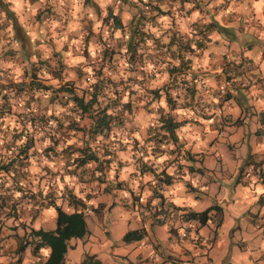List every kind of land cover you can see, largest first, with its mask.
Segmentation results:
<instances>
[{"label":"rangeland","instance_id":"1","mask_svg":"<svg viewBox=\"0 0 264 264\" xmlns=\"http://www.w3.org/2000/svg\"><path fill=\"white\" fill-rule=\"evenodd\" d=\"M3 1L7 2L13 16L8 18V15L0 12L1 82L12 81L19 85L20 82L28 81L34 71L37 79L44 83L56 85L69 80L80 94L98 69L115 80L135 76L136 72L130 69L126 58L124 39L129 32L128 20L136 10L133 3L144 7L140 0ZM235 1L240 0H212L203 8L198 6V11L196 9L181 18L179 13L182 11L178 9L176 0H149L151 5L150 8L145 6L147 11L158 12L155 9V5H158L166 13L156 14L160 23L147 29L156 39L158 35L170 33L175 28L185 36L190 31L188 22L191 18L200 22L214 19L219 23H224L227 18L231 23L228 25L230 28L220 33L213 30L211 36L218 40H229V50L234 48L240 51L256 46L264 56V21L260 23L258 18L254 20L248 15L239 17L240 14L233 10H230L229 15L228 12L224 14L222 6L215 4H224L225 7ZM189 6L190 3L186 2L183 8ZM109 9L119 14L123 28L113 29L107 21L105 15ZM11 21H14L13 25ZM149 43L147 41V47L153 46L152 52L155 54L156 46ZM255 62L257 70L264 74V58H256ZM151 66L148 64L146 68L152 71ZM155 67L153 78L148 79L149 85L167 82L169 78L156 71ZM205 82L210 87L206 89L201 86L204 91H198L203 92L201 95L204 100L210 102L212 98L215 99L212 91L216 92L217 89L214 75H209ZM142 86L132 85L140 95H131L134 99L132 111L126 115L123 126L104 141L95 139L91 142L97 146L108 145L111 153L96 149L101 160L98 163L88 162L86 169L77 175L67 173L58 152L54 154L46 150L45 153L43 148L50 144L49 137H60V133L67 135V143L78 146L82 139L89 137L88 133L66 131L63 127L60 129L54 120L44 125L32 122L31 118L26 121L28 131L37 137L33 148L28 150L26 158L14 162L10 171L0 169L2 264H16L17 242L24 239L23 235L29 226L54 227L55 211L53 207L45 205L47 201L52 199L60 203L63 209H71V205L68 206L63 199L69 195L67 189L75 197H80L90 211H85L88 234L83 238L69 239L64 264H81L89 255H93L98 263L90 258L88 264H164L162 257L169 255H173L175 260L166 259L168 264H172V261L183 264L182 259L186 264H264L262 261L254 263L257 260L254 259V251H264V222L258 221L257 224L251 221L254 213L264 210V201L260 203L258 200L261 192L264 193V93L256 95L258 93H253L251 85L248 91L238 89L236 98L241 100V105L236 98H230L222 103L213 116L200 124L185 123L180 127L185 146L198 152L194 153L196 158L187 161L188 170L183 180L172 176V180L177 181L180 187L170 192L184 204L189 203L192 210L199 211L217 204L219 209L211 207L206 222L198 226V221L194 219L182 224L174 222V216L183 218L177 214L180 208H168L166 205V223L155 226L161 235L145 229L138 240L125 242L122 239L127 229L138 226L139 209L142 210L141 207H134L131 188L125 186H137L140 191L142 174L150 177L152 183H155V179L156 189L161 187V182L168 184L164 181L166 165L163 164L178 155L174 148H168L171 144L160 143L155 139V135H159L155 111L157 103L149 100V94ZM19 92L21 94L9 98L11 112L0 118V163L6 159L7 154L4 153H13L16 145L23 141V138H17L15 144L3 152L2 143L6 138L4 131L9 132L16 123V113L23 112L27 117H33L35 112H53L62 113L64 118L72 114L68 112L67 105L50 104L47 92L36 91L33 95L28 90ZM225 95L222 94V97ZM159 103H163L162 100ZM205 108L208 109V102ZM197 113L195 111L191 115L202 116ZM90 121V117L83 114L78 125L87 126ZM63 145L54 144L53 148L60 151ZM158 151L164 152L163 160L154 165L145 162L144 168L139 169L142 160L151 159ZM167 164L176 169L174 164ZM123 170V173H130L123 175ZM119 176H123L124 181L118 180ZM185 180L188 182L187 187ZM16 185L20 187L19 190L15 188ZM88 201H104L103 204H107L100 212L98 202L95 210ZM197 226L198 236L195 230ZM182 229L187 231L185 236L180 235ZM179 237H186L190 245L181 244ZM33 259L35 257L26 246L21 252L19 264H32Z\"/></svg>","mask_w":264,"mask_h":264},{"label":"trees","instance_id":"2","mask_svg":"<svg viewBox=\"0 0 264 264\" xmlns=\"http://www.w3.org/2000/svg\"><path fill=\"white\" fill-rule=\"evenodd\" d=\"M140 1L144 7L133 3L136 6V10L130 17V20H128L130 26L129 32L124 39V49L129 67H131L130 69L133 72H136L134 77L129 75L124 80H115L111 76L103 74L101 69H98L92 75L93 79L88 82L87 87L81 90L80 94L76 92V86L71 81L65 80L58 82L56 85L44 83L37 79L34 71L30 74L28 81L20 82L19 85H17V82L7 81L4 83L0 81V99L2 100L0 118L11 112L9 98L21 94L19 91L23 92L26 90L30 92V95H33L36 91L47 92V100L50 104L67 105L68 112H72V114L69 113V117L65 118L62 117V113L55 114L53 112H35L33 117H27L23 112L16 113V123L11 127L9 132L4 131L6 138L2 143L3 152L4 149H10L15 144L17 138H23V141H21V144L16 145V150L13 153H4L7 156L0 163V169L10 171L12 166H14V162L29 155L28 150L33 148L32 144L35 138H37L35 133L28 131L26 121L30 120V118L32 122L38 125L52 123L53 121L51 120H54L60 129L63 127L66 131L80 130L83 134L88 133L89 137L82 139L81 145L73 146L71 143H67V135L63 136L60 133V137L58 135L49 137L50 142H48L50 144H47L43 148L45 153L46 150H51L54 154L59 153L63 164L66 166L67 173L77 175L79 171L86 169L85 165L88 162L94 161L98 163L101 159L96 149L101 148L102 153H111V151L108 145L97 146L91 144V142L95 139L97 141H104L109 135H114L116 130L123 126L126 115L132 111L134 99L131 98V95H140L138 91H134L133 84L143 85L144 87L142 86L141 88L147 90L149 100L156 101L155 111L158 115L156 121L158 122L159 135H155V139L160 143L173 145V147H169L168 145V148L176 150L178 146L176 129L188 118L193 117L191 115L192 112L198 111L197 114L205 118L216 113L215 104L209 101L208 109H203L200 106L204 98L193 81L197 76L185 70L189 68L193 58L199 57L203 49L206 48L207 42L212 39L211 31L215 30L220 33L229 29V27L220 24L214 19L200 22L189 17V19L191 18L188 22L190 31L187 35L183 36L179 29L175 28L170 33H163L162 36L158 35V39H156L157 37L151 36L147 27L158 25L160 22L156 19V14L163 15L166 11L155 5V9L158 12L151 13L147 11L148 9H145V6L150 8L151 3L149 0ZM210 1L212 0H176L178 9L182 11L179 13V16L182 18L185 15H189L198 6L203 8V5L210 4ZM186 2L190 3V6L184 9L183 7ZM215 4L219 6L224 5L220 3ZM0 12H4L6 16L8 15V18L13 16V11L9 9L7 2L3 0H0ZM105 16L113 29L123 28L122 20L117 12H112L109 9ZM11 23L13 25L14 21H11ZM163 36L166 37L165 40L162 39ZM147 41H150V45L156 46L155 54L152 52L153 46L147 47ZM148 64H152V71H154V67L156 66L155 70L166 75L169 78L168 81L160 85H149L148 79L153 78L154 72L146 68ZM54 76L56 75L54 74ZM196 85L201 84L196 83ZM124 97L125 99H123ZM160 100L163 103H159ZM183 112H186L184 114L185 117L181 116ZM83 114H86L91 119L87 126L78 125V120ZM148 137L150 138V136ZM58 143L64 144L60 151H56L53 148V145ZM144 163H139L141 166L139 169L144 168ZM164 181L165 183L170 182L169 174L165 173ZM15 188L20 189L17 185ZM67 193L69 195L63 199L66 200L68 206L71 205V209H63L60 203H56L52 199L45 203V205L53 207L55 211V225L53 228L29 226L26 233L22 234L24 239L19 240L15 248V253L17 254L15 257L16 264L20 263L21 252L24 251L26 246H28L29 252L33 257H35L32 264H64L69 239L87 236L88 227L85 212L83 211L85 207L84 202L80 197H75L73 193L71 194L69 189H67ZM2 197L4 196L2 195ZM258 200L260 203L264 201V193L259 195ZM102 205L103 202H98L99 211ZM211 207H215L216 210L219 209L218 205H211L199 211H188L183 214H185L186 218L197 220L198 226H200L208 219V212ZM93 208L97 210L96 206ZM254 214L251 218L253 223L258 224L260 219L261 221L259 222H264V212L262 216ZM144 233L145 229L143 227L127 229L123 233L122 239L125 242L138 240L142 238ZM90 258L98 263V260L91 255L80 263L88 264L87 261Z\"/></svg>","mask_w":264,"mask_h":264},{"label":"crops","instance_id":"3","mask_svg":"<svg viewBox=\"0 0 264 264\" xmlns=\"http://www.w3.org/2000/svg\"><path fill=\"white\" fill-rule=\"evenodd\" d=\"M231 1L232 0H230V2ZM221 9H222V13L224 14L228 12V15H229L231 14V11L233 10L234 12L236 13L238 12L240 14L239 17L242 15H248L250 17H253L254 20L258 18L260 23L264 21V0H240L239 2L235 1L234 3H230L225 7L222 6ZM244 11H246L245 14H242ZM220 24L225 25L229 28L230 26L228 25H231V23L228 22L227 18L224 20V23L220 22ZM236 32L238 33V31ZM228 42L229 40L227 39L221 38L220 40H218L215 37H212V39L207 42L206 48L203 49L199 57H194L192 62L190 63L189 68L185 70V71H190V73H194V75L197 76V78H194L193 81L195 83V86H197V89L201 91H204L203 89L200 88L201 86L202 88H206V89L210 87L208 83L205 81L209 79V75H212V74L214 75L215 77L214 83L217 89H216V92L212 91V94L214 95L212 97H215V99L212 98L213 100H211L210 102L212 104H215L214 107L216 108V110L218 108H221L223 102L229 100L230 98H236V94H238L239 92L238 89L240 88H244L246 91H248L251 85V87L253 86V93H258L256 95H259V93H264V74L260 72L259 70H257L256 62H255L256 58L257 59L264 58L263 52L261 51V49H258V47L256 46H251L249 49H247L246 47L240 51H236V49L234 48H232L233 50H229L230 46L228 45ZM196 83H200L201 85H196ZM200 93H203V92H200ZM225 93H226L225 97L224 98L221 97L222 94H225ZM236 99H237V102L241 105L242 104L241 100L239 98H236ZM207 102L208 100L206 99L202 101L200 105L203 106L204 108ZM254 117L257 118L255 114H254ZM206 119L207 118L203 116L192 117L191 119L188 118L181 125L185 123H191L193 125H198L200 124V122H203ZM181 125L176 129L177 138H178L177 139L178 146L176 147L175 152L178 155L176 157H171V159L169 160L170 162L165 161V163L163 164V165H166L164 168V171L170 175V182H168V184H164L161 182V187L156 189L155 183L157 182L155 181V179L153 180V182L155 183H152V180H150V177H146L144 174H142L140 191L137 186L135 187L129 186L128 184L125 186V188L127 189L131 188L130 192L132 193V196H133L132 202H133L134 207L142 208V210L139 209V220L137 221L138 222L137 227H143L144 229H150L154 233H157L160 235H161V232L158 231L159 228L155 226L166 223L165 220L167 219V215H164L165 214L164 208L166 207V205H168V208L171 206L180 208V210L177 211V214L183 217L184 219L180 218L179 216H174L173 218L174 222H178L180 224L185 223L186 221H189L190 219H192V218H186L185 214H183L184 212L195 211L189 207L188 205L189 203L184 204L182 201L175 198V194L170 192L180 187L177 181L174 182V180H172V176L177 178V180H183L186 177V170H188L187 161L196 158L194 153L197 154L198 152L195 150H190L185 146L184 140L181 137L182 134L180 132ZM171 146L173 145L172 144L169 145V147ZM188 155H190V157ZM164 157H165L164 152L158 151L153 156H151V159H148L147 161L142 160L141 162H148V164L154 165L159 160L160 161L163 160ZM167 163L174 164L176 169L174 168L175 169L174 170L170 168V165ZM123 172L124 170L122 171V173ZM126 173H130V171L123 173V175H125ZM118 178H119L118 180H122V181H124L125 179L123 176L122 178L120 176ZM184 184H185V187H187L186 185L188 184V182L185 180ZM97 202H101V201H97ZM88 203L92 204L93 207L96 206V203H93V201H88ZM106 204L107 203H104L102 207H100V212L105 208ZM263 212L264 210L261 213H256V216L257 215L262 216ZM259 221H261V219ZM184 227L185 226H183V228ZM188 228L190 227L188 226ZM197 228L198 226L195 227L196 236H198V232H199ZM181 231L185 232L186 229L185 230L182 229ZM185 233H187V231ZM2 236L3 235L0 229V241H1L0 242V264H2V258H1V255H2V251H1L2 250V239L1 238ZM185 239L186 237H183V238L179 237V242H181V244L185 246H189L190 242L186 241ZM254 253L256 255L254 259H257L256 261H254V263L258 261L264 262V251L263 250H255ZM91 256L95 258L93 255ZM174 258L175 257L173 255H169L167 257L163 256L162 260L163 262H165L164 264H168V261L166 259L175 260ZM181 262L183 264L187 263L184 259H182ZM226 263L229 264L228 262ZM172 264H175V262L172 261Z\"/></svg>","mask_w":264,"mask_h":264},{"label":"built area","instance_id":"4","mask_svg":"<svg viewBox=\"0 0 264 264\" xmlns=\"http://www.w3.org/2000/svg\"><path fill=\"white\" fill-rule=\"evenodd\" d=\"M85 211L89 212V211H90V209H89V208H87V209H85ZM180 235H181V236H185V235H186V233H185L184 231H181V232H180Z\"/></svg>","mask_w":264,"mask_h":264},{"label":"clouds","instance_id":"5","mask_svg":"<svg viewBox=\"0 0 264 264\" xmlns=\"http://www.w3.org/2000/svg\"><path fill=\"white\" fill-rule=\"evenodd\" d=\"M87 209V208H86ZM83 211L85 212V210L83 209ZM86 213V212H85Z\"/></svg>","mask_w":264,"mask_h":264}]
</instances>
